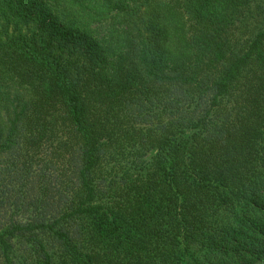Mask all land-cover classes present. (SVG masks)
<instances>
[{
    "label": "trees",
    "instance_id": "trees-1",
    "mask_svg": "<svg viewBox=\"0 0 264 264\" xmlns=\"http://www.w3.org/2000/svg\"><path fill=\"white\" fill-rule=\"evenodd\" d=\"M0 264H264V0H0Z\"/></svg>",
    "mask_w": 264,
    "mask_h": 264
}]
</instances>
